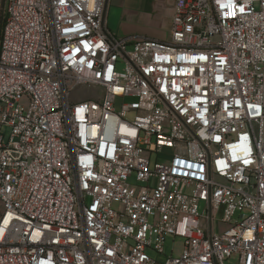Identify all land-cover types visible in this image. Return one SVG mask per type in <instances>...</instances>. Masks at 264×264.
I'll return each mask as SVG.
<instances>
[{"label": "built area", "instance_id": "1", "mask_svg": "<svg viewBox=\"0 0 264 264\" xmlns=\"http://www.w3.org/2000/svg\"><path fill=\"white\" fill-rule=\"evenodd\" d=\"M109 3L0 0V264H264V0L130 48Z\"/></svg>", "mask_w": 264, "mask_h": 264}, {"label": "crops", "instance_id": "2", "mask_svg": "<svg viewBox=\"0 0 264 264\" xmlns=\"http://www.w3.org/2000/svg\"><path fill=\"white\" fill-rule=\"evenodd\" d=\"M173 0H110L106 12L108 30L117 38L166 42L170 37ZM152 26L145 34L141 30Z\"/></svg>", "mask_w": 264, "mask_h": 264}, {"label": "rangeland", "instance_id": "3", "mask_svg": "<svg viewBox=\"0 0 264 264\" xmlns=\"http://www.w3.org/2000/svg\"><path fill=\"white\" fill-rule=\"evenodd\" d=\"M153 29L152 26H148L144 29L141 28V30L143 32H141L142 34H145L147 31H151ZM98 90L94 87H79L77 89L74 90L73 92V97L76 99H86V98H92V97H95L96 94H97ZM119 102L117 103V106H116V110L118 111L119 109ZM127 121H132L133 120V114L132 113H129L127 114L126 118H125ZM164 154H170L171 153V149H164L162 151ZM129 184L133 185V186H141L140 184H137L133 178L129 179ZM153 185V183H152ZM1 204H0V212H1ZM112 209L114 211H119L120 209V206L117 205V204H113L112 205ZM203 209V205L200 204L199 206V211L201 212ZM239 218V213H236L232 219L233 221H237ZM163 249H164V254L163 256H158L156 255L153 251H148V255L152 258V259H155V260H158V261H163L165 258L167 257H170V256H178V251L181 249V240L180 239H167L164 246H163ZM228 263L230 264H237L238 261L235 257L231 258L230 260H228Z\"/></svg>", "mask_w": 264, "mask_h": 264}]
</instances>
